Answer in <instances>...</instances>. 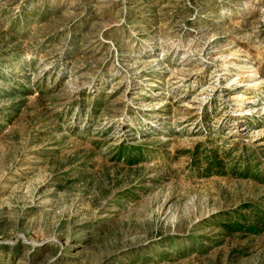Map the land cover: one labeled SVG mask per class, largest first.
<instances>
[{
  "label": "rangeland",
  "instance_id": "374dc122",
  "mask_svg": "<svg viewBox=\"0 0 264 264\" xmlns=\"http://www.w3.org/2000/svg\"><path fill=\"white\" fill-rule=\"evenodd\" d=\"M260 215L264 0H0V264H264Z\"/></svg>",
  "mask_w": 264,
  "mask_h": 264
},
{
  "label": "trees",
  "instance_id": "16d2710c",
  "mask_svg": "<svg viewBox=\"0 0 264 264\" xmlns=\"http://www.w3.org/2000/svg\"><path fill=\"white\" fill-rule=\"evenodd\" d=\"M222 162V160H211V162H210V164L211 165H221V162ZM217 167H222V166H217ZM215 171H218L217 173H222L220 170H219V168L217 169V170H215ZM244 173H246V172H241L240 174L241 175H245ZM249 173V172H248ZM210 174V173H209ZM208 175V174H207ZM247 175H249V174H247ZM257 218L259 217V220L260 219H262V220H260V221H263V223H264V215H260V216H256ZM234 223V222H233ZM232 222H228V228H230V229H234V230H236V229H242V230H244L245 229V231H247V232H251V231H254V229L252 228V226L250 225V224H248L246 227H241V226H236V224H233Z\"/></svg>",
  "mask_w": 264,
  "mask_h": 264
},
{
  "label": "bare ground",
  "instance_id": "6f19581e",
  "mask_svg": "<svg viewBox=\"0 0 264 264\" xmlns=\"http://www.w3.org/2000/svg\"><path fill=\"white\" fill-rule=\"evenodd\" d=\"M237 98H238V96H237ZM243 98V97H242Z\"/></svg>",
  "mask_w": 264,
  "mask_h": 264
}]
</instances>
